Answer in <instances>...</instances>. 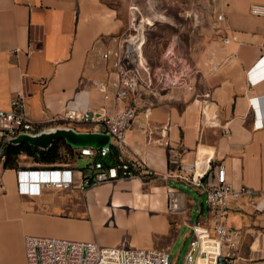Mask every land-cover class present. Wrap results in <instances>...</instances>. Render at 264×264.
Segmentation results:
<instances>
[{
    "label": "crops",
    "instance_id": "0c3cea01",
    "mask_svg": "<svg viewBox=\"0 0 264 264\" xmlns=\"http://www.w3.org/2000/svg\"><path fill=\"white\" fill-rule=\"evenodd\" d=\"M198 3L183 19L191 21L195 31L188 45L192 62L181 54L194 73L193 90H140L138 113L116 157L141 158L153 170L147 191L141 179L127 178L86 191L73 186L31 192L33 186L18 184L17 179V170L30 167L25 156H18L16 169L4 168L1 149L5 190H0V264H25L26 234L169 252L181 226L190 232L188 225L196 221L209 227L215 223L205 197L201 200L203 190L189 180H202L219 163L234 188L244 185L253 191L231 198L224 217L242 234L235 264H264V210L250 205L264 190V61L251 73L260 79L251 83L248 74L263 52L264 35V16L252 14L250 6L264 0ZM217 12L222 20L215 19ZM126 26L125 0H0V108L8 109L20 90L25 116L38 124L63 121L68 110L98 108L104 100L93 81L115 79L112 57L105 59L102 53L114 47L112 38ZM230 35L234 38L222 43ZM179 51L184 53V46L178 45ZM108 105L112 108L113 103ZM60 124L78 131L101 129ZM170 180L192 185L198 196L177 190ZM168 196L177 202L175 212L167 208ZM198 201L205 206L197 207ZM94 206L107 223L120 209L146 219L160 216L161 231L168 237L160 241L150 234L131 240L126 230L101 236L97 219L91 217ZM193 208L197 214L190 220Z\"/></svg>",
    "mask_w": 264,
    "mask_h": 264
},
{
    "label": "built area",
    "instance_id": "2783aa9c",
    "mask_svg": "<svg viewBox=\"0 0 264 264\" xmlns=\"http://www.w3.org/2000/svg\"><path fill=\"white\" fill-rule=\"evenodd\" d=\"M129 9L140 12L133 3L129 4L128 11ZM250 12L264 16V4H252ZM187 17L189 14H186L185 18ZM148 19L141 13L137 14L136 21L129 16L126 28L112 38L115 43L114 47L102 53L105 59L112 57L115 75L112 82L93 81V86L102 94L104 104L95 109L68 110L63 116V121L68 124L101 125L100 130L110 134L108 146L98 149L73 148L76 156L92 158V162L84 168L65 164L56 167L19 169L17 170L18 184H25L27 174L40 177L37 180L31 179L30 184L27 185L33 186L29 190L35 193L43 187L71 188L76 186L86 191L97 184L120 179L137 178L143 183L151 180L153 170L141 158H114L111 161L108 160L107 163L103 161L113 150L121 151L125 147V130L138 113L137 101L140 98V90L157 91L168 87L193 90L194 87L193 71L187 67L185 58L176 53L178 43H172L168 51L166 69L153 68L143 56L144 23H147ZM215 19L222 20L223 14L217 12ZM230 38L234 36H225L221 41L226 43ZM262 47L261 56L248 70L251 83L262 77L259 74L251 76V73L255 70L257 63L264 61V35ZM175 54L177 57H174ZM110 86L113 87L112 91ZM23 95V91H17L10 99L9 108H0V150L9 143L8 138L16 137L24 131H35L43 127L25 116ZM108 102L113 103L112 108L109 107ZM224 132L226 133V130ZM43 175L46 176V180ZM189 182L203 190L205 203L216 217V221L211 227L200 221L188 225L191 238L181 264H235L242 246V234L239 229L227 226L222 219L226 214V204L229 198H237L242 193L253 191L244 185L234 188L228 182L224 167L220 163L216 164L212 171L206 172L202 180L199 177H192ZM0 190H5V185L1 180ZM250 205L256 211L264 210V190L261 191L259 198L250 202ZM167 208L172 212L178 208L177 202L170 196ZM23 246L25 264H169L168 250L154 246L136 248L100 245L92 240H73L35 234L24 235Z\"/></svg>",
    "mask_w": 264,
    "mask_h": 264
},
{
    "label": "rangeland",
    "instance_id": "374dc122",
    "mask_svg": "<svg viewBox=\"0 0 264 264\" xmlns=\"http://www.w3.org/2000/svg\"><path fill=\"white\" fill-rule=\"evenodd\" d=\"M130 3H133L137 7V9L140 10V12L134 9H129L128 11V6ZM199 5V3L197 4V0H125V14L127 21L130 15H136L137 20V14L139 13L149 18L148 22L144 23L145 35L143 44V56L153 68H167L168 61L166 60V57L168 51L174 43H178L177 45H179V47L181 48L184 46L185 52L182 53L181 51H179V55L184 54L187 57L188 62H192V58H190V55L188 53V45L192 44L191 40L194 38V24H192L191 21L188 22L183 19H186L185 16L189 13L188 8L196 6L198 7ZM132 7L133 6H131V8ZM142 22H144V19H142ZM177 55L175 54L174 57H177ZM70 124L75 126L76 128H101V125L89 126L84 123ZM61 150L63 151V149ZM64 152L65 151H63V153ZM65 154V157L68 160V164H75L76 168H84L90 162H92L91 157L76 156L74 150H72L71 152L66 151ZM24 156L28 166L35 165L32 162L31 157H28L26 155ZM147 183L148 181L144 182L141 185L144 192H146V189L150 186V184ZM169 184L174 186L177 190L184 191L189 195L195 197L198 196V193L195 188L188 183L170 180ZM201 193V200H203L205 194L203 191ZM229 202H231V198L227 201V208ZM202 205L203 207L205 206L204 204H201L200 201H198L197 207H200ZM98 207H93L91 217L97 219L95 223L97 225V228L99 229V233L101 236H115L119 230H126L127 233L130 235L131 240L134 238H147L150 234L152 235V237L160 241H162L165 237H168L166 233L164 234L161 231L163 230L164 223L163 221H161L160 216L151 215L150 218L146 219L138 213H131L130 211H128V213L126 210L122 211L120 209L115 210L112 215H109L110 217L112 216V218L111 222L107 223V219L103 221L101 220L103 214L99 211ZM196 214V208H193V210L191 211L190 220H194ZM222 221L227 226L237 229L234 225L227 224L225 218L222 219ZM190 238L191 234L188 228L186 226H181L175 240L173 241L169 249V264H181L183 255L188 247ZM257 261L258 260L247 262L249 264H258L256 263ZM238 264H245V261H240L238 262Z\"/></svg>",
    "mask_w": 264,
    "mask_h": 264
},
{
    "label": "water",
    "instance_id": "95a60500",
    "mask_svg": "<svg viewBox=\"0 0 264 264\" xmlns=\"http://www.w3.org/2000/svg\"><path fill=\"white\" fill-rule=\"evenodd\" d=\"M62 139L72 148L89 147L98 149L108 146L110 134L102 130L78 131L67 124L46 125L35 131H24L16 137L8 138L10 144L22 141L31 146L45 150L51 146L54 140Z\"/></svg>",
    "mask_w": 264,
    "mask_h": 264
},
{
    "label": "trees",
    "instance_id": "16d2710c",
    "mask_svg": "<svg viewBox=\"0 0 264 264\" xmlns=\"http://www.w3.org/2000/svg\"><path fill=\"white\" fill-rule=\"evenodd\" d=\"M62 120H51L48 123L39 124L41 127L53 124V123H63ZM71 152L73 148L66 144L62 139L54 140L50 147L45 150L38 149L37 147L31 146L25 141H22L17 144H6L3 147V167L4 168H14L18 167V156L24 154L28 157L32 158V162L35 164L34 166H30L31 168H43V167H56L68 164V160L65 157L66 154L63 151ZM118 157V151L113 150L112 153L106 160H103L105 163L114 158Z\"/></svg>",
    "mask_w": 264,
    "mask_h": 264
},
{
    "label": "bare ground",
    "instance_id": "6f19581e",
    "mask_svg": "<svg viewBox=\"0 0 264 264\" xmlns=\"http://www.w3.org/2000/svg\"><path fill=\"white\" fill-rule=\"evenodd\" d=\"M130 17H131V19L133 21H136V15L135 16L130 15ZM39 178H40L39 176L36 177V175H33V174L32 175H29V174H27V176H25L26 182H24V183H26L27 185H29L31 179L37 180ZM43 178L46 180V176L45 175H43Z\"/></svg>",
    "mask_w": 264,
    "mask_h": 264
}]
</instances>
